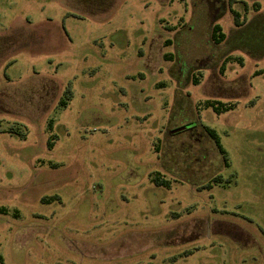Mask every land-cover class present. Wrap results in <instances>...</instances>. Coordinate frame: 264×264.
<instances>
[{
    "label": "rangeland",
    "instance_id": "rangeland-1",
    "mask_svg": "<svg viewBox=\"0 0 264 264\" xmlns=\"http://www.w3.org/2000/svg\"><path fill=\"white\" fill-rule=\"evenodd\" d=\"M0 264H264V0H0Z\"/></svg>",
    "mask_w": 264,
    "mask_h": 264
},
{
    "label": "trees",
    "instance_id": "trees-1",
    "mask_svg": "<svg viewBox=\"0 0 264 264\" xmlns=\"http://www.w3.org/2000/svg\"><path fill=\"white\" fill-rule=\"evenodd\" d=\"M239 16H240L239 13L235 12V18H236L237 25H241V23L239 22ZM212 39L216 44H220L226 39V33L223 31L221 24L216 23L213 26V28H212ZM195 83L197 84L198 82L195 81ZM207 105L209 107H212L218 113H222L223 111H228V110L233 109L235 107V104H226V103H223V102L218 101V100L208 101ZM205 131L209 135V137H211L214 140V142L217 146V149L219 150V152L223 156L225 165L229 166L227 151L222 146L221 139H220V136L217 133V131L214 128H211L208 126L205 128ZM154 181L158 185H169L170 184V182L168 180L162 178L158 174L155 176ZM222 181H223L222 176L218 175V176L213 177L207 186L211 188L213 185V182L221 183Z\"/></svg>",
    "mask_w": 264,
    "mask_h": 264
},
{
    "label": "flooded vegetation",
    "instance_id": "flooded-vegetation-1",
    "mask_svg": "<svg viewBox=\"0 0 264 264\" xmlns=\"http://www.w3.org/2000/svg\"><path fill=\"white\" fill-rule=\"evenodd\" d=\"M187 125H188V124H187ZM187 125H186V126H187ZM186 126H183L182 128H185ZM182 128H179V129H182Z\"/></svg>",
    "mask_w": 264,
    "mask_h": 264
},
{
    "label": "water",
    "instance_id": "water-1",
    "mask_svg": "<svg viewBox=\"0 0 264 264\" xmlns=\"http://www.w3.org/2000/svg\"><path fill=\"white\" fill-rule=\"evenodd\" d=\"M179 130V129H178Z\"/></svg>",
    "mask_w": 264,
    "mask_h": 264
}]
</instances>
